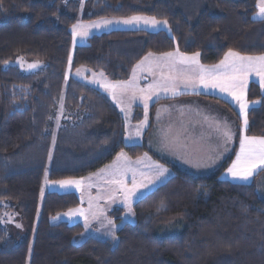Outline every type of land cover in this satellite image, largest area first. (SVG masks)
<instances>
[{
	"label": "trees",
	"instance_id": "obj_1",
	"mask_svg": "<svg viewBox=\"0 0 264 264\" xmlns=\"http://www.w3.org/2000/svg\"><path fill=\"white\" fill-rule=\"evenodd\" d=\"M256 2L4 0L0 264H264V198L254 182L220 178L234 157L237 133L235 146L222 163L208 174L193 175L154 155L145 140L125 145L124 123L116 106L86 83L66 79L70 28L78 20L80 5L82 20L139 15L168 21V30H111L92 34L85 44L74 47L71 70L85 67L111 81H125L149 52H199L206 65L218 62L229 48L246 55L263 54L264 19H253ZM16 59L38 61L41 67L23 72ZM247 98L260 105L248 112L246 133L264 136V96L256 84H250ZM140 115L135 108L133 120L139 121ZM120 151L130 158L147 154L168 166L172 176L132 205L134 220L118 227V239L89 236L79 242L80 223L51 224L52 217L77 207L80 200L74 192L48 191L39 207L44 171L49 181L82 178L110 163ZM7 214L17 216L21 234L8 233ZM122 214V208L108 212L116 223ZM175 221L181 223L179 232L156 236L158 226Z\"/></svg>",
	"mask_w": 264,
	"mask_h": 264
},
{
	"label": "snow or ice",
	"instance_id": "obj_2",
	"mask_svg": "<svg viewBox=\"0 0 264 264\" xmlns=\"http://www.w3.org/2000/svg\"><path fill=\"white\" fill-rule=\"evenodd\" d=\"M4 0H0V8L3 7ZM83 4V0H81ZM258 12L256 16L264 19V0H258L257 3ZM122 23L125 25L143 23L152 28L159 25L167 27V20H158L156 17H145V16H130L126 18L102 21L103 25L107 26L112 23ZM101 22L93 23L92 25L73 24L72 25V37L73 42L76 38L88 35L89 27L99 28ZM200 53L195 52L192 55L182 53L177 49L174 52H164L160 56L156 57L152 52H149L137 65L132 69V77L127 81H116L100 83V87L112 95L113 99L116 100L118 105H121V111L126 112L123 106V98L127 97L129 101L141 100L144 103L145 108V121L141 122V128L147 122V109L148 102L153 97L158 98L161 91L170 93L175 96L183 94V91L187 89L195 90L198 85L203 86L205 89L213 88L219 89L222 93H227L235 100L240 106V115L244 118V126L240 129V146L239 151L236 153V158L233 160L231 166L227 169V174L233 180H239L248 182L254 178L258 170H264V136H247L244 134L245 129L248 125L247 112L250 107L246 101V87L248 84V78L250 75L259 77V83L261 89L264 90V54L251 56L241 55L239 51H235L229 48L224 53V58L220 60L219 64L212 66V68H205L199 63ZM69 65L72 63V55L69 53L68 57ZM5 64L8 61L4 62ZM38 63H32L28 65L29 69L38 67ZM179 66V67H178ZM164 68L168 71L165 72ZM157 70H159V79H156ZM79 69L77 74H79ZM147 71L149 75L153 76V83L146 87H140L138 84L139 76L137 73ZM103 76V73H100ZM67 79V76H66ZM253 104L259 103V101H253ZM63 110V96L61 95V111ZM127 114V113H126ZM159 115V113H158ZM209 118L204 117L207 121ZM214 130L222 138V144L224 150L227 151V145L232 139L231 129L227 123H221L214 121ZM180 133H177L170 140V130L165 131L162 134L163 142L167 146L168 143L173 145H179ZM53 141H55V135L53 134ZM146 155V154H145ZM125 158L124 153H120L117 156L116 161L112 165H108L105 169H101L100 173L95 174L96 176H103L104 183L114 186L112 191H119L124 194L123 204L128 210L129 214L132 213V200L139 193V189L147 187L144 182L137 183L135 179V172H133L132 186L131 188L124 181V177L130 170L128 165L122 164L121 159ZM211 159V157H209ZM49 159H51V152H49ZM199 167V165H197ZM168 169L161 165H155V171L152 178L148 179L147 183H153L156 180H160L164 177ZM110 177V178H109ZM91 180L92 177L76 179H64L58 181H51V184H58L61 188L75 187L77 190H83L85 187V180ZM46 183L48 181L46 180ZM89 183L87 187H91ZM41 195H43V188L41 189ZM95 199H99L97 196ZM89 214L92 219H99L103 215V209L94 207L92 204V198L89 201V208L87 212L84 209L69 210L65 215L75 216L81 215L85 219V227L89 226ZM55 219V217H53ZM104 220L107 221V235L111 236L113 240H117L118 237L115 235V229L118 227L115 222L108 219L106 216ZM20 227V225H17ZM31 250V246H30ZM227 250L230 252L232 246L228 245Z\"/></svg>",
	"mask_w": 264,
	"mask_h": 264
},
{
	"label": "crops",
	"instance_id": "obj_3",
	"mask_svg": "<svg viewBox=\"0 0 264 264\" xmlns=\"http://www.w3.org/2000/svg\"><path fill=\"white\" fill-rule=\"evenodd\" d=\"M257 3L258 0L256 2V11L253 14L254 17L253 19L255 20L261 19L260 17L256 16V13L258 12ZM153 54L156 57L160 56V54H156V53ZM192 54H187V55H192ZM241 55H246V54H241ZM257 55H262V54H257ZM257 55H251V56H257ZM145 56H143L135 65H137ZM223 58H224V54L222 55L220 60H222ZM220 60L214 64H208V65L202 64L200 60L199 63L203 65L205 68H212V66L219 64ZM164 71L167 72L168 69L164 68ZM93 72H98V71H93ZM137 75L139 76L138 84L140 87H146L147 85L153 83L154 78L153 76L149 75L147 71L144 72L138 71ZM90 77H91L90 73H86L84 79L88 81ZM102 78L103 77H99V76L97 77L100 83L106 82ZM156 79H159V70H157ZM79 81L84 82L85 80H79ZM111 82H116V81H111ZM84 83L97 89L99 92L104 94L116 106V108L119 110L122 116L121 105L117 104L116 100L113 99L112 95H110L108 91H106L104 88L99 86L100 83L99 84H94L93 82L91 83L84 82ZM251 83L256 84L259 88L260 93L264 96V90L261 89L259 83V77L255 75H250L248 78V84L246 87V97H245L246 101L250 105L248 112L251 109L256 108L260 105L259 100L257 99L248 100L247 98V90ZM123 101H124L123 106L126 108L127 112L129 113L130 121L134 125V143L131 144L128 142L126 143L125 121L122 117L124 123L123 142L125 145L140 144L143 140H145V143L149 148V150L153 152L154 155H156L157 157L165 161L174 163L179 169L186 171L190 174L204 175V174H208L214 168H216L230 154V152L233 150L235 146V138L237 133L238 141H237V147L234 153V157L230 162V164L228 165V167L220 175V178L222 180L229 181L232 183L246 184V183L254 182L257 192L259 194L264 193V170H258L254 178H252L248 182L233 180L227 174V169L231 166L233 160H235L236 158V153L239 151L240 136H241L240 129L244 126V118L240 115L239 104L235 100H233V98L229 96L227 93H222L219 89H213V88L205 89L203 86L200 85H198L195 90L190 88L187 89L186 91H183V94H178L175 96L171 95L170 93H165L161 91L159 93L158 98L153 97V99L148 102L147 122L144 124L142 128H141V122L145 121L144 103L139 99L134 100V102L125 101V100ZM253 101H259V103L253 104L252 103ZM137 107L141 111V115H140L141 118L139 121L135 122L133 120V117H134V110ZM248 112H247V120H248ZM205 116L209 118L207 121L204 120ZM214 121H219L221 125H223V123L226 122L228 127L231 129L233 135L231 141L227 145V151L224 150V146L222 144V138L214 130V124H213ZM169 130H170V140L177 133L181 134L180 143L178 146L173 145L170 142L166 146L165 143L163 142L162 134L163 132ZM246 130L247 127L245 129L244 134L249 136L246 133ZM120 153H124L126 157V159L125 158L121 159V163L128 165L130 169L129 170L130 175L124 177V181L128 185V187L132 186L133 172H135L136 181H138L139 183L140 182L145 183L148 181V179L153 177L155 171V165H161L164 168L168 169V171L165 173L164 177H162L160 180L154 181L151 184L159 186L172 176V171L168 166L156 162L147 154L146 155L142 154L136 158H130L125 152L120 151L114 156V158L110 163L104 165L97 171L82 178H88L92 176L94 180L96 181L97 179L100 180L101 177L103 176L98 177L95 174L100 173L101 169H105L106 166L112 165L116 161L117 156ZM209 157H211V159ZM136 163H138V165L134 167V164ZM197 165H199V167H197ZM105 184L106 183H104V185ZM97 185L100 187L99 184L92 183L90 190L95 191L94 189H96ZM106 185L108 186V187L106 186V188L108 189L110 188L112 189L114 187L112 185H108V184ZM157 186H155V188ZM76 194L78 195L80 200V194L78 193ZM108 212L109 211H107V214ZM109 219L112 220V218L110 217ZM117 229L118 228L115 229V232Z\"/></svg>",
	"mask_w": 264,
	"mask_h": 264
},
{
	"label": "rangeland",
	"instance_id": "obj_4",
	"mask_svg": "<svg viewBox=\"0 0 264 264\" xmlns=\"http://www.w3.org/2000/svg\"><path fill=\"white\" fill-rule=\"evenodd\" d=\"M81 6L83 7V5H80V10L78 13V20L74 24L79 23V24H83V25H92L93 23L101 22V26L99 28L89 27L88 28V35L83 36V37L78 36L76 38L75 42H73V37H72V46H71V50H70L71 55L73 53L74 47L77 45L85 44L87 39L89 38V36H91L92 34H98L101 32H108L111 30H139V29H143V30H147V31H151V32H155L158 30H168V25H167V27H165L164 25H159L155 28H152V27L145 25L143 23H140L139 25H137V24L125 25L122 23H115L114 22V23L109 24L107 26L103 25V23H102V21H104V20L115 21L117 19H121L120 17L119 18H102V19H95V20H82L81 19V16H82ZM135 16H139V15H135ZM145 17H147V16H145ZM71 29H72V27L70 28V31L72 34ZM36 62H38V61H32V60H26V59H16L15 60V64H17V66H19V68L23 72H32V71L38 69L39 67H41V63L39 62L37 68H34V69L28 68L29 64L36 63ZM78 69L80 70L79 74H77ZM86 73H90V75H91V77L88 79V81H86V79H84V76ZM100 73H102V72H93V71H91L85 67H81V68H77L75 70H71V65H69V62H68L67 67H66L67 79L73 78L76 80H85L84 82H90V83L93 82L94 84H99L100 82L97 79V77L99 76V77H103L102 79H104V81L111 82L105 76H100ZM131 77H132V72H131L130 77L127 80H129ZM127 80H125V81H127ZM112 83H115V82H112ZM123 100L129 101L127 99V97H124ZM131 102H134V101H131ZM122 117L125 121V133H126L125 142L126 143L128 142L130 144L134 143V125L130 121L129 113L127 112V110H126V112L122 111ZM137 165H138V163L134 164V167ZM47 172L48 171L46 169L44 171V174H43V179H42V183H41V189L43 188V195H41V193H40L39 207H40V204H41V201L43 199L45 192L54 191V192H59V193H61V192H76V193L80 194V204L77 207L69 209V210L84 209L87 212V210L89 208L90 198H92V204L94 205V207H98L99 209H103V215L99 219H92L90 214H89V226L87 228L85 227V219L83 216H81V215H75V216L65 215V213H68L69 210L56 214L54 216L55 219H53V217L50 219L51 224H57L59 222H66L69 224L81 223L83 225L84 229H83L82 235L79 238V242L83 238H86L89 236H91L93 238L100 239V240H105L107 238L106 240H110V241L114 242L115 240H113L111 236L107 235V221L104 220L105 216L109 219L107 211H111L114 208H122L123 209V214L121 215L120 222L116 223V225L118 227L124 223H132L133 222L134 215L129 214L127 208L123 204L124 194L119 192V191H112L111 188L110 189L106 188L107 185L106 184L104 185V178L103 177H101L100 180L97 179V181L94 180V178H92L90 181L86 179L84 181L85 187L81 191V190H77L75 187L61 188L58 184H51L50 183L51 181H49L47 179V174H48ZM127 175L128 176L130 175L129 171H128ZM72 179L79 180V178H72ZM46 180L48 181V183H46ZM89 183H91V184L97 183L100 185V187L97 185L96 189H94L95 191H91L90 190L91 187H87V185ZM137 183L139 184L138 181H137ZM145 184H147V187L139 189V193L136 197L133 198L132 204L135 203L141 197L145 196L151 190H153L155 188V186H157V185H153V184L147 183V182H145ZM129 188H131V187H129ZM260 195L263 196V198H264V193H261ZM97 196H99L98 200L95 199ZM132 204H131V208H132ZM132 213H133V210H132ZM5 220H6L5 222H8L7 223L8 233L10 235L21 234L23 232L22 224L20 223L17 216L7 214V217H5ZM17 225H20V227H17ZM180 229H181L180 221H175V222L170 223V224L158 226L155 230V234L158 237H164V236L173 235V234L179 232Z\"/></svg>",
	"mask_w": 264,
	"mask_h": 264
}]
</instances>
